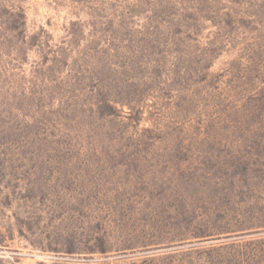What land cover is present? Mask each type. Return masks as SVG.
<instances>
[{
	"label": "rangeland",
	"instance_id": "374dc122",
	"mask_svg": "<svg viewBox=\"0 0 264 264\" xmlns=\"http://www.w3.org/2000/svg\"><path fill=\"white\" fill-rule=\"evenodd\" d=\"M0 264H264V0H0Z\"/></svg>",
	"mask_w": 264,
	"mask_h": 264
}]
</instances>
